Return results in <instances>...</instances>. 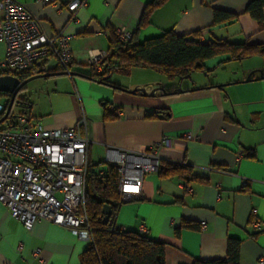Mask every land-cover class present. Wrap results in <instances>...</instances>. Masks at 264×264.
<instances>
[{
	"label": "crops",
	"instance_id": "1",
	"mask_svg": "<svg viewBox=\"0 0 264 264\" xmlns=\"http://www.w3.org/2000/svg\"><path fill=\"white\" fill-rule=\"evenodd\" d=\"M17 1L39 19L46 35L62 29L72 35L75 74L31 80L37 96L29 99V118L66 128L85 116L91 163L98 173L114 167L118 183L122 174L108 158H117L119 151L155 152L161 165L185 167L169 176L159 169L146 173L141 195L117 200L116 224L164 241L166 264L224 258L230 237L241 239L240 264H264V55L226 62L225 56L214 57L205 62L207 71L187 78L169 79L155 69L133 67L111 73L109 84L93 77L88 65L91 53L109 50L112 33L121 26L136 42L167 30H199L204 42L264 44V27L245 13L250 0H167L140 28L151 0H87L75 20L59 7L70 0H54L58 5ZM215 9L238 17L215 24ZM4 49L1 44L0 57ZM38 66L46 73L60 71L54 58ZM112 109L122 115L105 119ZM156 110L166 117L159 116L164 112L149 116ZM255 217L262 223L259 231L251 226ZM186 222L197 227L182 226ZM89 247L69 228L47 220L26 230L0 204V264H81Z\"/></svg>",
	"mask_w": 264,
	"mask_h": 264
},
{
	"label": "built area",
	"instance_id": "2",
	"mask_svg": "<svg viewBox=\"0 0 264 264\" xmlns=\"http://www.w3.org/2000/svg\"><path fill=\"white\" fill-rule=\"evenodd\" d=\"M41 1L58 5L54 0ZM86 5L87 0H70L59 7L67 9L75 20L77 11ZM115 37L128 43L132 33L121 26L115 28ZM71 38L64 29L46 35L39 19L23 3L0 0V46L4 44L5 48L0 57V76L13 75L22 82L37 74V65L49 58L57 61L60 71L69 73L74 62ZM108 56V50L90 54L88 65L94 74L104 71ZM11 97V93H0V120ZM116 115L121 116L122 112L116 110ZM7 120L8 117L3 122ZM90 143L85 116L66 128L47 126L40 119L25 114L14 116L8 126L0 127V204L26 230H31L37 221L47 220L69 228L74 235L92 244L93 227L86 206ZM117 153V158L108 160L118 166L122 174L118 183L120 199L141 195L145 174L160 168L159 157L155 152ZM104 176L105 172L99 171V179L103 180ZM185 189L192 191L187 184ZM108 223L112 228L117 225L115 213L110 215ZM251 226L257 231L262 229L256 217ZM38 254L39 249H35L34 255Z\"/></svg>",
	"mask_w": 264,
	"mask_h": 264
},
{
	"label": "trees",
	"instance_id": "3",
	"mask_svg": "<svg viewBox=\"0 0 264 264\" xmlns=\"http://www.w3.org/2000/svg\"><path fill=\"white\" fill-rule=\"evenodd\" d=\"M167 0H151L142 12L139 28L149 22L151 13ZM264 0H250L245 13L264 27ZM237 13L224 10H214V23H225L235 20ZM201 31L178 34L167 30L162 34L148 38L143 42L134 41V36L128 43H122L112 33L109 56L104 62V71L92 76L100 80L106 79L113 72H129L133 67H149L164 74L169 79L187 78L195 71H207L205 62L211 58L225 56L227 60H241L256 54L264 55V44L245 42H231L224 39H215L208 42L201 40ZM36 70L39 71L37 65ZM7 101V100H5ZM11 99L7 101V108ZM18 103L30 108L28 97L17 98ZM15 103V102H14ZM14 105V104H13ZM116 110L105 113V119L117 118ZM11 112V111H10ZM164 111L156 110L149 116L158 115ZM25 114L29 117L28 111ZM5 115V112L2 116ZM167 113L164 112L166 117ZM14 116L9 113L8 119ZM184 166L162 164L159 173L162 176L181 173ZM104 179H99L95 166L90 165L86 181V206L91 225L93 227L94 242L85 250L81 257V264H166L165 242L152 239L149 236L132 230L122 229L116 225L113 228L109 223L102 222V209L105 203L112 205V213L118 209L117 171L114 167L108 168ZM182 226L197 227L186 222ZM178 231V230H177ZM241 239L230 237L227 242L226 256L219 259H196L193 264H240Z\"/></svg>",
	"mask_w": 264,
	"mask_h": 264
},
{
	"label": "water",
	"instance_id": "4",
	"mask_svg": "<svg viewBox=\"0 0 264 264\" xmlns=\"http://www.w3.org/2000/svg\"><path fill=\"white\" fill-rule=\"evenodd\" d=\"M61 75V74H69V75H74L75 73L70 71L68 72H64V71H59V72H54V73H46L43 71H38L37 74L27 78L26 80L20 82V80L13 76V75H4V76H0V93L1 92H6V93H11L12 97H11V101L10 104L7 108V111L5 113V115L3 116V118L0 120V123L3 122L8 116L9 113L13 107V104L16 100L17 94L26 88L27 84L33 80L34 78H39V77H47L49 75ZM109 78V76L106 77V79ZM249 78V77H248ZM101 83H106L109 84L105 79L99 80ZM158 88H155L153 91L150 92V95H153V93L157 90ZM138 90H140L143 94H146V88L141 87L138 88ZM136 90L132 91V92H136ZM178 91H175L173 93H176ZM165 94H168L167 92H165ZM160 117H163L164 115H159ZM112 205L109 203H105L102 209V213H103V218H102V222L104 224L108 223V220L110 218V215L112 214Z\"/></svg>",
	"mask_w": 264,
	"mask_h": 264
},
{
	"label": "rangeland",
	"instance_id": "5",
	"mask_svg": "<svg viewBox=\"0 0 264 264\" xmlns=\"http://www.w3.org/2000/svg\"><path fill=\"white\" fill-rule=\"evenodd\" d=\"M33 90H35L33 88V86L28 83L26 88L21 90L17 94V98H22L26 92L29 93V95H28L29 98L28 99H30L31 96H33V98H35L37 96V94ZM25 111H28V113H30V108H26L23 105H21L20 103H18L17 101H15V103H14L12 109H11L10 115L11 116H16V115H18L20 113H23ZM9 121H10V118L7 121L1 123L0 127L8 126Z\"/></svg>",
	"mask_w": 264,
	"mask_h": 264
}]
</instances>
